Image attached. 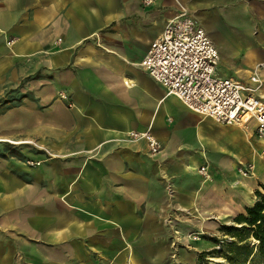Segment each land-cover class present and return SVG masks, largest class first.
<instances>
[{
    "label": "crops",
    "instance_id": "crops-1",
    "mask_svg": "<svg viewBox=\"0 0 264 264\" xmlns=\"http://www.w3.org/2000/svg\"><path fill=\"white\" fill-rule=\"evenodd\" d=\"M147 2L0 0V264H190L176 232L232 222L264 193L254 122L192 112L140 66L186 9L218 75L247 82L264 0ZM145 131L158 153L129 135Z\"/></svg>",
    "mask_w": 264,
    "mask_h": 264
},
{
    "label": "built area",
    "instance_id": "built-area-1",
    "mask_svg": "<svg viewBox=\"0 0 264 264\" xmlns=\"http://www.w3.org/2000/svg\"><path fill=\"white\" fill-rule=\"evenodd\" d=\"M218 63L219 53L205 30L188 10L181 9L165 23L140 66L190 111L221 124L244 125L252 120L256 136L264 138V95L259 93L264 85L259 71L264 64L257 65L243 82L219 76ZM129 135L144 140L151 154L161 149L149 131ZM251 169V164H245L240 173L246 176ZM199 171L205 174L206 167Z\"/></svg>",
    "mask_w": 264,
    "mask_h": 264
},
{
    "label": "trees",
    "instance_id": "trees-1",
    "mask_svg": "<svg viewBox=\"0 0 264 264\" xmlns=\"http://www.w3.org/2000/svg\"><path fill=\"white\" fill-rule=\"evenodd\" d=\"M260 187L264 191V185ZM254 195L256 200L251 206L236 215L232 224L220 228L222 235L230 239L223 254L229 264H247L254 256L264 264V193L256 190Z\"/></svg>",
    "mask_w": 264,
    "mask_h": 264
},
{
    "label": "rangeland",
    "instance_id": "rangeland-1",
    "mask_svg": "<svg viewBox=\"0 0 264 264\" xmlns=\"http://www.w3.org/2000/svg\"><path fill=\"white\" fill-rule=\"evenodd\" d=\"M189 224L190 228H187L186 232H176L175 234L176 236L180 235L177 240L180 243L188 244L191 253H194V260L190 259V264H229L223 254L226 252L225 244L229 243L230 239L222 235L220 228L222 225H230L232 222H194ZM213 239H216L217 242ZM179 246L184 247V245ZM247 264H261V261L257 256H254Z\"/></svg>",
    "mask_w": 264,
    "mask_h": 264
}]
</instances>
